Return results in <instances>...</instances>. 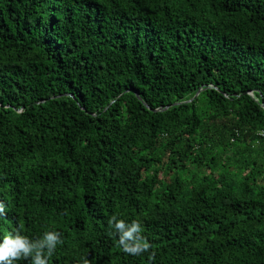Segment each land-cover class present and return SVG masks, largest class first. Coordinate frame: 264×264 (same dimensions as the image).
Here are the masks:
<instances>
[{
  "label": "trees",
  "instance_id": "16d2710c",
  "mask_svg": "<svg viewBox=\"0 0 264 264\" xmlns=\"http://www.w3.org/2000/svg\"><path fill=\"white\" fill-rule=\"evenodd\" d=\"M261 131L264 0H0V240L60 232L48 264H264Z\"/></svg>",
  "mask_w": 264,
  "mask_h": 264
},
{
  "label": "clouds",
  "instance_id": "9594fccd",
  "mask_svg": "<svg viewBox=\"0 0 264 264\" xmlns=\"http://www.w3.org/2000/svg\"><path fill=\"white\" fill-rule=\"evenodd\" d=\"M5 205L0 202V215H4ZM109 225L119 234V246L131 255H140L150 248L149 242L140 235L141 224L133 221L131 225L113 216ZM62 234L56 231L44 233L35 241L22 235L20 231L9 233L0 240V264H14V261L31 258V264H48L58 244H62ZM83 264H89L84 260Z\"/></svg>",
  "mask_w": 264,
  "mask_h": 264
},
{
  "label": "built area",
  "instance_id": "2783aa9c",
  "mask_svg": "<svg viewBox=\"0 0 264 264\" xmlns=\"http://www.w3.org/2000/svg\"><path fill=\"white\" fill-rule=\"evenodd\" d=\"M258 136L259 138L264 139V131L259 132Z\"/></svg>",
  "mask_w": 264,
  "mask_h": 264
}]
</instances>
